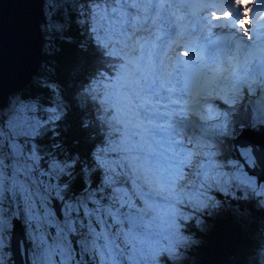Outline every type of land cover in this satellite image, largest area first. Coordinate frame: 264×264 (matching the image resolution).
<instances>
[{
  "label": "snow or ice",
  "instance_id": "6c2138e0",
  "mask_svg": "<svg viewBox=\"0 0 264 264\" xmlns=\"http://www.w3.org/2000/svg\"><path fill=\"white\" fill-rule=\"evenodd\" d=\"M264 264V0H0V264Z\"/></svg>",
  "mask_w": 264,
  "mask_h": 264
},
{
  "label": "trees",
  "instance_id": "16d2710c",
  "mask_svg": "<svg viewBox=\"0 0 264 264\" xmlns=\"http://www.w3.org/2000/svg\"><path fill=\"white\" fill-rule=\"evenodd\" d=\"M212 230L205 237V246L201 249V256L206 264H222L230 252L232 228L229 221L219 218L211 222Z\"/></svg>",
  "mask_w": 264,
  "mask_h": 264
}]
</instances>
